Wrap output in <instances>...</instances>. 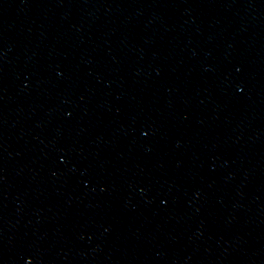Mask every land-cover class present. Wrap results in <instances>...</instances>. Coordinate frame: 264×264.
<instances>
[{"label":"water","instance_id":"1","mask_svg":"<svg viewBox=\"0 0 264 264\" xmlns=\"http://www.w3.org/2000/svg\"><path fill=\"white\" fill-rule=\"evenodd\" d=\"M0 264H264V0H0Z\"/></svg>","mask_w":264,"mask_h":264}]
</instances>
